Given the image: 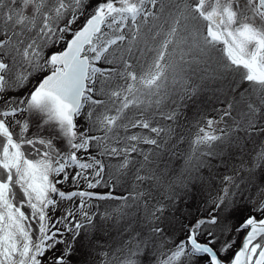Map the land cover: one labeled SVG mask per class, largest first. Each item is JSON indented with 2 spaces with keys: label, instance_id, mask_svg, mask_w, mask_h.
<instances>
[{
  "label": "snow or ice",
  "instance_id": "1",
  "mask_svg": "<svg viewBox=\"0 0 264 264\" xmlns=\"http://www.w3.org/2000/svg\"><path fill=\"white\" fill-rule=\"evenodd\" d=\"M82 232L90 264H264V0H0V264H72Z\"/></svg>",
  "mask_w": 264,
  "mask_h": 264
},
{
  "label": "trees",
  "instance_id": "2",
  "mask_svg": "<svg viewBox=\"0 0 264 264\" xmlns=\"http://www.w3.org/2000/svg\"><path fill=\"white\" fill-rule=\"evenodd\" d=\"M25 92L27 91V89L24 90ZM11 95H15V96H19L21 95V93L19 92H13L11 93ZM202 96L203 94L195 97L194 99H192L189 103H188V107H187V110L186 112L184 113V116L181 118V125H182V132L187 136L189 135L190 131H188L192 125L196 122L197 119L200 118L203 110H205L206 108L208 107H218L216 106L217 103L216 100L214 98H211V97H207L206 101H205V108L203 109V106H200V105H196L194 103V101H197L198 103H200V101L202 100ZM212 102H214L212 104ZM202 105V104H201ZM184 117H186L187 119H185ZM16 119H19V116L16 117ZM80 124H83V121H79ZM30 127H32L33 129V126L32 124L30 125ZM40 127V130L41 132L45 131L46 128L45 127H42V126H39ZM45 129V130H44ZM33 132V130L31 131ZM64 145H66L65 143H63ZM185 148H187V143H184L183 145L180 146V151H183ZM66 149L62 150V151H66ZM182 161H180L179 159H177L176 161H174L176 167L178 168L179 167V164L181 163ZM206 175V173H204ZM58 187L61 188V190H65V191H68V190H71L72 189V185L69 183H66V184H63V185H58ZM93 191H98V192H104L106 191V189H104L103 187H100L98 189H95ZM116 192V190H115ZM117 195L121 194V193H116ZM207 200L208 198L205 197L203 200ZM201 198H195V199H191L190 198H186V201L187 203L186 204H181V208H185L187 207V210L190 211L191 213H193L194 215H199L200 214V211L203 210L206 206H202V209L198 211V209H195L196 207L198 208V204L201 206V203L203 200H201ZM197 201H200V202H197ZM95 207L92 208V211H98L101 209V212H102V209L103 207H109L111 204H113L114 202L112 201H105V202H100V201H93L92 202ZM70 205L68 204V202H63L61 203L60 205V210L55 212L54 214V217H59L63 214V211L65 208L69 207ZM72 207H74L75 205H71ZM191 208V209H190ZM201 208V207H200ZM208 211L209 208L207 209ZM208 211H205L204 214L206 215V213H208ZM177 215H179V213H177ZM187 222V221H185ZM115 238L117 239V241L120 240V236L117 235V231H115ZM93 240H100L99 242H101L102 239L101 238V234L100 233H95L93 236H92ZM126 239V237H124ZM183 236L181 235V233H178L176 238L175 239H182ZM67 239L71 240V236H67ZM60 248L63 247V245H60L59 246ZM90 249V251H89ZM89 253H93V250L88 246V240L85 238L83 232L81 233V236L80 238L76 241V244H75V252H74V255L72 257V264H90L89 262L92 261L93 259V255H90ZM52 253H49V256H51ZM231 255V254H230ZM142 260H143V264H152V262L149 260L148 257H142Z\"/></svg>",
  "mask_w": 264,
  "mask_h": 264
},
{
  "label": "rangeland",
  "instance_id": "3",
  "mask_svg": "<svg viewBox=\"0 0 264 264\" xmlns=\"http://www.w3.org/2000/svg\"><path fill=\"white\" fill-rule=\"evenodd\" d=\"M207 97L214 98V97L212 96V94H211L210 92H208V93H204V94H203V96H202V100L200 101V103H198L197 101H194V103H195L196 105L203 106V109H204V108H205V101L207 100V99H206ZM214 99H215V98H214ZM213 103H214V102H212V104H213ZM215 103H217V101H216ZM201 104H202V105H201ZM216 106L219 107L220 105L217 103ZM211 110H212V107H208V108H206L205 110H203L202 114H212V113H211ZM19 118H20L21 121L27 119V120L29 121V124H30V125L32 124L33 129H32V127H30V132L27 134L29 138H32V136H38V137H42V138H46V139H47V138H51V139H53V141H54V145L57 146L59 150L62 151V150H64V149L67 148L66 145H64L63 142H61V138L57 137V135H56V131H55L53 128H51V127H45L46 130L44 129L45 131L41 132L40 127H39V126H41V123H40L38 117L33 116L31 113H27V112H25V113L19 115ZM194 124H195V123H194ZM194 124L192 125V127H191L188 131H190V132H191V131H194V127H193ZM81 125L83 126V124H81ZM32 130H33V132H31ZM25 150H26L30 155H35V153L32 151L31 146H25ZM205 173H206V175H207V172H205ZM121 192H122V189H118V190H116V193H121ZM190 197H191L192 200L195 199V198H201V200H203L205 197L208 198V192H207L206 190H201L200 186L197 185V187L190 189V191L188 192L186 198H190ZM201 200H200V201H201ZM200 201H197V202H200ZM205 202H206V199L202 201L201 206L198 204V208L196 207L195 209H198V211L201 210V209H202V206H204V205L206 206ZM113 204H114V203H113ZM113 204H111V205H113ZM111 205H110V206H111ZM110 206H109V207H110ZM200 207H201V208H200ZM106 208H107L106 206L103 207L102 212L105 211ZM190 209H191V208H190ZM209 210L211 211L210 207H209ZM207 211H208V210H207ZM99 212H101V209L99 210ZM207 214H208V213H206V215H207ZM234 222H235V217L233 218V223H234ZM33 223H35V221H33ZM115 231H117L115 228L111 229V233H112V236H113L114 238H115V234H114ZM178 233H179V231H177V232H175V233L173 234V239L176 238V236H177ZM242 235H243V234H241L240 237L237 238V240H236V245H235L236 247H238V245H239V241L241 240ZM125 237H126V239H127V236H125ZM100 239H101V238H100ZM124 239H125V238H124ZM115 240L117 241L116 238H115ZM99 241H100V240H99ZM100 243L103 244V245H105L106 248H107V246L112 245L113 241H112V240H105V239H102ZM89 251H90V249H89ZM230 254H231V253H229V256H230ZM226 258H227V257H226ZM149 260H150V259H149ZM89 263H90V262H89Z\"/></svg>",
  "mask_w": 264,
  "mask_h": 264
},
{
  "label": "water",
  "instance_id": "4",
  "mask_svg": "<svg viewBox=\"0 0 264 264\" xmlns=\"http://www.w3.org/2000/svg\"><path fill=\"white\" fill-rule=\"evenodd\" d=\"M242 237H243V235H242ZM242 237H241V240H242ZM239 244H240V242H239ZM238 247H239V245H238ZM238 247H237V248H238Z\"/></svg>",
  "mask_w": 264,
  "mask_h": 264
}]
</instances>
